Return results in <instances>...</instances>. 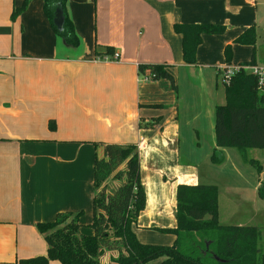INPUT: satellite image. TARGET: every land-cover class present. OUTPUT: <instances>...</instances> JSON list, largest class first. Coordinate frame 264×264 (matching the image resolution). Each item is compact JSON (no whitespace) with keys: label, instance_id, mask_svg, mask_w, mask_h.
I'll return each mask as SVG.
<instances>
[{"label":"crops","instance_id":"1","mask_svg":"<svg viewBox=\"0 0 264 264\" xmlns=\"http://www.w3.org/2000/svg\"><path fill=\"white\" fill-rule=\"evenodd\" d=\"M25 1L27 9L12 20ZM66 10L80 41L72 50L52 28L44 0H0V264L45 256L37 225L59 213L82 212L80 231L93 234L94 166L102 144L137 146L146 207L134 233L140 243L173 246L175 237L160 230L177 226L178 186L212 185L201 183L212 180L185 150L199 144L195 122L212 104L188 86L181 96L180 87L202 90L209 72L219 82L227 45L229 66L249 62L254 49L234 41L252 26L254 66L264 68V0H68ZM176 24L227 30L204 35L197 64L188 66ZM105 47L118 60L97 58ZM148 64L171 66L178 94L168 81L140 75L138 67ZM211 135L214 150V128ZM103 258L112 261L116 253L105 252L101 264Z\"/></svg>","mask_w":264,"mask_h":264},{"label":"trees","instance_id":"2","mask_svg":"<svg viewBox=\"0 0 264 264\" xmlns=\"http://www.w3.org/2000/svg\"><path fill=\"white\" fill-rule=\"evenodd\" d=\"M68 0H44V12L55 33L67 44L77 47L80 43L69 16ZM28 6L25 1L13 9L11 19H17ZM58 7L64 12L62 33L53 25ZM174 32L182 38L183 61L188 66L197 64L196 52L204 35L222 36L226 26L214 24H176ZM256 26L246 29L235 44L254 49L251 60L240 66H254ZM96 51L99 59L112 57L114 49L105 47ZM225 57L231 64V45L225 47ZM138 72L153 81L166 80L172 91L179 87L172 67L160 64L140 65ZM225 104L214 112L215 146L211 156L214 164H222L224 157L217 148H237L247 161L248 149L264 150V95L258 91L257 80L240 71L229 86L224 87ZM54 129V122H50ZM148 127V125H146ZM95 146H99L95 144ZM102 155L94 166L92 235L83 234L80 224L82 212L59 213L37 229L43 235L48 249L45 256L19 260L17 264H101L105 252L116 253L112 264H264V229L221 225L218 221L219 188L214 185L180 184L176 192L175 229H161L175 237L173 246L140 243L134 233L141 212L146 207V190L140 179V158L134 144H102ZM261 169L257 161H247ZM121 183L114 188V183ZM264 199V185L259 191ZM215 256L222 261L216 260Z\"/></svg>","mask_w":264,"mask_h":264},{"label":"rangeland","instance_id":"3","mask_svg":"<svg viewBox=\"0 0 264 264\" xmlns=\"http://www.w3.org/2000/svg\"><path fill=\"white\" fill-rule=\"evenodd\" d=\"M257 55H259V51H257ZM211 73L209 72L204 77L202 90L191 87L189 85L191 83L180 87L183 93L181 96L188 93L190 89H194L196 93L200 92L202 96H206L212 104L209 107L204 106V111L201 112L202 116L195 122L194 128L202 133L201 140L196 141L200 145L197 144L192 147L194 151L190 150V147H185V150L191 154L189 156L194 162H200L201 173L206 174L212 180L207 181L202 177L201 183L212 184L219 188V223L221 225L264 229V199L259 196V191L264 185V150L246 151L247 161H257L261 165L260 170L247 162L237 148H217L224 157V161L220 165L214 164L210 159V154L213 152V135L211 134H213L214 128L212 106L213 104L223 105L225 102L224 99L222 100L224 86L217 82ZM187 86L190 87L188 91H186ZM182 129V135L185 138L186 131L184 128ZM120 184L115 182L113 186L115 188ZM106 259L103 258V264H112V261L106 262ZM150 264L159 263L157 260Z\"/></svg>","mask_w":264,"mask_h":264},{"label":"built area","instance_id":"4","mask_svg":"<svg viewBox=\"0 0 264 264\" xmlns=\"http://www.w3.org/2000/svg\"><path fill=\"white\" fill-rule=\"evenodd\" d=\"M119 55H113L112 59L118 60ZM240 71L247 72L254 76L257 80V88L260 93L264 95V68H258L251 65L244 66H225L218 71V80L225 87L231 84L233 77ZM150 78V77H149Z\"/></svg>","mask_w":264,"mask_h":264},{"label":"water","instance_id":"5","mask_svg":"<svg viewBox=\"0 0 264 264\" xmlns=\"http://www.w3.org/2000/svg\"><path fill=\"white\" fill-rule=\"evenodd\" d=\"M64 24H65L64 12H63L61 7H58L55 11V14H54L53 25L57 29L58 32L62 33L64 30ZM62 44L67 49L72 50L74 48V46L67 44L64 39H62ZM215 258L219 262H225V261L219 260L216 256H215Z\"/></svg>","mask_w":264,"mask_h":264}]
</instances>
